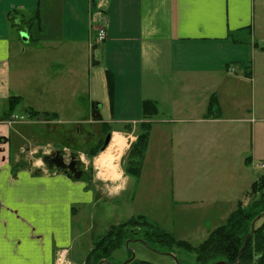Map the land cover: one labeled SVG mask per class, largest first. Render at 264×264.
I'll use <instances>...</instances> for the list:
<instances>
[{
	"label": "crops",
	"instance_id": "0c3cea01",
	"mask_svg": "<svg viewBox=\"0 0 264 264\" xmlns=\"http://www.w3.org/2000/svg\"><path fill=\"white\" fill-rule=\"evenodd\" d=\"M252 3L0 0V264H57L60 250H68L69 259L76 262L70 257L74 214L107 199L97 198L94 181L50 169L41 156L76 152L84 156L85 167L94 165L99 171L96 156L87 159L78 147L84 138L81 130H108L127 148L148 124L143 163L154 149L150 139L155 127L157 142L151 153L161 152L167 142L165 149L176 162L188 163L199 142L212 140L201 137L208 134L204 128L213 124L216 133L227 121L218 90H224L231 73L237 76L248 67L257 47L238 39L252 27ZM9 15L21 30L9 22ZM100 26L106 31L101 43L96 41ZM19 33H28L22 42L29 48H23ZM245 73L250 79V72ZM144 102L155 106L152 118H144ZM239 109L249 115L246 106ZM18 111L24 112V121L8 123V115ZM64 113L71 117L62 118ZM247 118L236 121L250 124V160L261 165L264 120ZM66 123L71 127L64 128ZM166 124H172L167 133ZM66 131L71 144L78 145L72 150L59 141ZM185 174L189 179L191 172Z\"/></svg>",
	"mask_w": 264,
	"mask_h": 264
},
{
	"label": "rangeland",
	"instance_id": "374dc122",
	"mask_svg": "<svg viewBox=\"0 0 264 264\" xmlns=\"http://www.w3.org/2000/svg\"><path fill=\"white\" fill-rule=\"evenodd\" d=\"M251 11L252 27L241 31L238 39L242 37L240 39L244 41L243 45L247 46L256 43L253 59L250 60L251 63H247V68H241L237 76L231 73L227 83L224 84V90H218L221 92L223 119L227 121L218 125L216 133L215 129H211L213 124H208L204 128L203 133L207 130L208 134L201 137L212 139V142H199V147L190 154L188 163L173 161L168 155V150L165 149L167 142L161 152L156 151L158 153L156 155L151 153L157 142L158 128L155 127L150 139V147L154 149L143 163L140 177H131L124 171L126 154L136 139L131 144L127 143V148L121 151V154H117V145L111 147L115 158L114 165L118 164V172L121 174L120 180L106 179L109 176V169L108 174H103L102 178L98 176L99 172L94 169V165H88L89 173L86 180L94 181L97 198H104L107 201L99 200L95 205L78 210L74 214L76 232L70 257L79 263L69 259L72 263L86 264L88 257L92 259L94 255L89 252L94 240L112 226L120 225L137 216H144L152 224L168 232L175 241L187 242L192 248L197 247L210 232L225 223L228 216L236 209L238 202L242 205L250 203L251 185L261 180L264 169L259 167L260 161L250 160V124L236 120L247 117V119L264 120V0H253ZM32 34L36 35L34 32ZM19 35L22 42V33ZM25 35L28 38V33ZM23 44V48L30 47ZM249 72L250 79L244 76V73L248 75ZM238 80H242L240 85ZM87 88L88 85L86 90ZM86 102V96L82 97L81 105H85ZM241 106H246L247 110L244 111L249 115L239 113ZM208 110L210 113L211 108ZM17 113L21 114L20 116L24 115L23 111ZM61 117L67 119L71 115L64 113ZM171 125L166 124L167 131L164 132L167 133ZM69 127L71 126L67 123L64 125V128ZM90 130L97 131V129ZM43 137L49 141L52 138L44 134ZM84 141L85 137L82 144ZM63 142L68 144V140ZM29 143L33 144V142ZM29 143H25L24 147L28 148L26 144ZM21 144L24 143L20 142ZM66 146L72 150L71 145ZM58 147L63 146L59 144ZM101 153L103 151H99L98 155ZM186 172H191L189 179L186 178ZM187 188L189 191H186ZM121 190L118 196L117 193ZM258 197L259 194H256L254 198L258 199ZM243 199L246 200L242 201ZM139 228L133 230L136 239L131 240L126 248H119L113 252L107 263L103 264H135L137 261L149 264H198L195 252L156 243L153 239L147 240V244L143 229Z\"/></svg>",
	"mask_w": 264,
	"mask_h": 264
},
{
	"label": "trees",
	"instance_id": "16d2710c",
	"mask_svg": "<svg viewBox=\"0 0 264 264\" xmlns=\"http://www.w3.org/2000/svg\"><path fill=\"white\" fill-rule=\"evenodd\" d=\"M9 17V22L13 24L15 22L19 26L17 28L20 29L22 25L17 23L13 16L9 15ZM30 23L31 21L26 22L25 25L27 26ZM212 106L213 103H210V108ZM29 113L37 115L35 112L29 111ZM155 114V106L151 102H144V118H152ZM149 127L147 124L141 128L136 141L130 146L126 154L127 161L124 171L134 178L138 177L141 172L148 144ZM103 131L108 132V130ZM95 155L96 152L92 153L91 158ZM256 194H259L258 199L254 198ZM249 195L251 196L250 203L245 206L239 203L225 223L210 232L207 238L197 247L192 248L187 242L175 241L168 232L160 229L156 224H152L144 216H137V218L125 223L112 226L94 240L93 247L89 251L94 255L92 259L88 257L86 264H97L98 262L103 264V261H107L113 252L119 250V248H126L131 240L136 239L133 230L135 228L140 229L139 227L143 229L146 243L147 240L153 239L156 243L195 252L198 264H208L209 262L216 264L219 261L224 264H264V176H261L260 181H256L251 185ZM255 220L252 229L251 224ZM144 228H146L145 232ZM135 264L149 263L137 261Z\"/></svg>",
	"mask_w": 264,
	"mask_h": 264
},
{
	"label": "flooded vegetation",
	"instance_id": "af4514ba",
	"mask_svg": "<svg viewBox=\"0 0 264 264\" xmlns=\"http://www.w3.org/2000/svg\"><path fill=\"white\" fill-rule=\"evenodd\" d=\"M77 132L79 133L80 131L77 130ZM109 134L110 132H104L103 129L97 130L95 132L89 131V130H81V135L85 137V141L83 142L82 145L80 146L76 144L72 145L70 141L71 138H69L70 133H66L65 137L63 138V141L68 140V144L66 145L71 144L72 148L78 146L79 148L84 149L86 152V155H85L86 158L92 159V158H89L91 157L92 153L96 152V155H98L99 151L102 152L107 148L108 145L104 147V143L107 139L108 144H109V141L111 139V136L110 138L108 136ZM41 157H42V162L45 166H48L50 169H57L63 172L68 177H73V174L70 172V170L68 168H66L65 170L58 169L56 168L55 164H59L60 158L62 159L64 165H69L70 160H73L75 161L74 167L76 168V171L80 172L79 178L88 177L87 176L89 173L88 167H85L84 165H82L83 163H81V157L76 152H71L67 154V152L63 150H59V152H55V153L51 151L49 154L47 155L44 154ZM83 160H84V163H86L85 159Z\"/></svg>",
	"mask_w": 264,
	"mask_h": 264
},
{
	"label": "bare ground",
	"instance_id": "6f19581e",
	"mask_svg": "<svg viewBox=\"0 0 264 264\" xmlns=\"http://www.w3.org/2000/svg\"><path fill=\"white\" fill-rule=\"evenodd\" d=\"M114 142V143H113ZM117 145V154H120L121 151H123L126 147L123 139L115 134L112 138V143L109 144L107 150L103 153H101L100 155H98V157L96 158L95 164H96V168L99 169V173L98 176L100 175V177H104V173L105 175L108 174V169H109V176L106 179H110V180H118L121 176L120 173L118 172V168L116 167V165H114V154L112 152V148H114V146ZM104 172V173H103Z\"/></svg>",
	"mask_w": 264,
	"mask_h": 264
},
{
	"label": "built area",
	"instance_id": "2783aa9c",
	"mask_svg": "<svg viewBox=\"0 0 264 264\" xmlns=\"http://www.w3.org/2000/svg\"><path fill=\"white\" fill-rule=\"evenodd\" d=\"M106 39V32L105 29L103 27H99L97 29V35H96V40L98 42H103ZM22 118L18 117V116H11L8 120V123H15L18 120H21ZM261 168H264V165H261ZM56 263L57 264H72L71 262H69L66 259V252L61 251L60 253H58L57 257H56Z\"/></svg>",
	"mask_w": 264,
	"mask_h": 264
},
{
	"label": "water",
	"instance_id": "95a60500",
	"mask_svg": "<svg viewBox=\"0 0 264 264\" xmlns=\"http://www.w3.org/2000/svg\"><path fill=\"white\" fill-rule=\"evenodd\" d=\"M22 39H23V41H26L28 39L27 36L24 33H22ZM108 136L110 138L111 134H109ZM107 145H108V140L106 139V141L104 143V147L107 146ZM74 165H75V161H73V160H70L69 165H64V163H63L61 158H60L59 164H55L56 168L61 169V170H65L66 168H68L70 170V172L73 174V178L78 179L79 175H80V172L76 171V168L74 167ZM256 220L253 221L252 224H251L252 229L254 227V223L256 222ZM104 263H107V261H105ZM217 264H224V263L223 262H219Z\"/></svg>",
	"mask_w": 264,
	"mask_h": 264
}]
</instances>
